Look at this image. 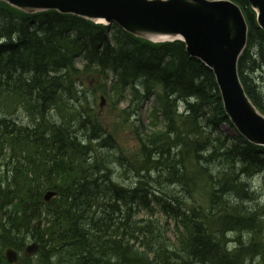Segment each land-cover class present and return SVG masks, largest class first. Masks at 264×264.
<instances>
[{"label":"trees","instance_id":"obj_1","mask_svg":"<svg viewBox=\"0 0 264 264\" xmlns=\"http://www.w3.org/2000/svg\"><path fill=\"white\" fill-rule=\"evenodd\" d=\"M232 1L249 25L238 70L264 113L252 83L264 65V31L247 0ZM100 94L134 128V152L117 146L97 112ZM225 123L212 70L184 42L0 1V170L8 177L0 184V264H10L4 248L20 252L30 241L37 251L12 264H243L252 234L264 251V205L251 199L264 196V146L226 136ZM106 147L135 162L137 175L109 177L118 165L109 167ZM48 190L56 195L46 202Z\"/></svg>","mask_w":264,"mask_h":264},{"label":"water","instance_id":"obj_2","mask_svg":"<svg viewBox=\"0 0 264 264\" xmlns=\"http://www.w3.org/2000/svg\"><path fill=\"white\" fill-rule=\"evenodd\" d=\"M26 13L56 10L98 23L114 22L136 37L184 41L187 52L212 69L225 113L251 143L264 146V115L246 94L238 59L247 41V22L232 0H0ZM264 30V0H248ZM54 193H47L49 199ZM35 245L28 250H34ZM9 262L17 259L6 249Z\"/></svg>","mask_w":264,"mask_h":264},{"label":"rangeland","instance_id":"obj_3","mask_svg":"<svg viewBox=\"0 0 264 264\" xmlns=\"http://www.w3.org/2000/svg\"><path fill=\"white\" fill-rule=\"evenodd\" d=\"M262 72V74H261ZM252 83L254 84L255 88L260 92L262 95H264V66L261 67L260 72H256L254 75ZM104 97V94H100L96 100L97 107L96 110L99 113L100 116L104 117V120L108 123V127L112 130L111 132L114 134L117 146L121 147L123 149L124 153L128 152H134L136 149V135L134 134V128L130 126V123L122 122V120L118 117V108L114 106V104L109 101L105 100L103 107H99L100 97ZM152 102V98H148L147 102L143 103L142 106V117L144 118L143 123L144 125L147 124L146 120V111L148 110L150 103ZM122 104L119 105L121 107ZM21 117V113L18 114V117ZM118 117V119H116ZM121 120V123L118 122V120ZM130 120H134L133 117H130ZM222 132L226 134V136L231 138H236L238 136L237 131L234 129V127L230 124H223L221 126ZM3 173H1V179L2 183L4 184L5 180V174H7V171L5 172V169L2 170ZM262 185V183L260 184ZM1 247V245H0Z\"/></svg>","mask_w":264,"mask_h":264},{"label":"bare ground","instance_id":"obj_4","mask_svg":"<svg viewBox=\"0 0 264 264\" xmlns=\"http://www.w3.org/2000/svg\"><path fill=\"white\" fill-rule=\"evenodd\" d=\"M259 69H261V67ZM258 91H259V89H258ZM184 107H185L184 106V102L177 103L176 114L178 112H181L184 109ZM73 136L70 135V134H64V137L67 138L68 141H73L74 137H75V136L74 137ZM105 152H109L110 154H112V158L109 159V167H111L113 164H117L118 165L117 166L118 168L116 170L115 169L113 170L112 168H110V170L108 171V176L109 177H113V175H115V174L116 175H121V174H118V173H123V171H126L127 174H133V175H130V176L137 175V171L132 166V164L136 165L135 162H130L128 159H126L125 157L120 155L117 152V150L115 148H113V147L104 148V150L102 151V154H104ZM89 155L90 154L85 156L84 160L87 159V158L92 157V156L89 157ZM153 174L155 175V172H153ZM143 175L144 174H142V176ZM5 179H8L7 174H6ZM259 187H262V186H259ZM253 192H254V190H253ZM98 194L103 196L104 198H106V195L104 193H102L101 191H99ZM262 196H263L262 194H259V195L258 194H254L251 199L254 200V201L255 200H261V204L264 205V202H263L264 196L263 197ZM254 201H248L247 200V201H245V203L246 204H248L250 202L253 203ZM238 203H236L234 205H231L229 207V208H232L231 210L227 209L226 210L227 212L223 211L224 212L223 215L225 217V221H230L229 217L232 215L233 209H236L238 207V205H239ZM240 204H242V203H240ZM244 206H246V205H244ZM214 208L216 210H218V211L220 210L219 206H215ZM0 209H1V212H4L3 211L4 208H0ZM241 209H243V206L241 207ZM131 214L132 213H130V215ZM118 215L122 216L125 219V223L128 224L129 226L134 225V223L131 222V216L122 215L120 212L118 213ZM241 227H242V232H243L244 226L241 225ZM262 241H264V238L262 239ZM259 242L257 243L256 237H255L254 234L250 235L249 240H248V244L246 245V256H245L246 258L243 260V262H242L243 264H257V263L264 264V251H263V248L261 247ZM151 248L152 249H156V248H159V246L157 244H153L151 246ZM53 254H57V251H54ZM224 260L225 259H222V261H224ZM227 263L231 264V262H227Z\"/></svg>","mask_w":264,"mask_h":264}]
</instances>
